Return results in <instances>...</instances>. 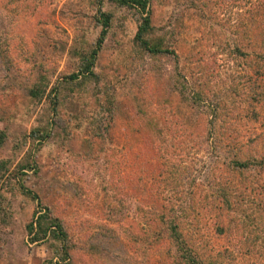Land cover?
Wrapping results in <instances>:
<instances>
[{"label": "rangeland", "instance_id": "1", "mask_svg": "<svg viewBox=\"0 0 264 264\" xmlns=\"http://www.w3.org/2000/svg\"><path fill=\"white\" fill-rule=\"evenodd\" d=\"M207 1L157 0L152 5V25L162 28L156 34L165 37L176 55L173 68L169 56L155 61L133 43L144 12L102 0L99 9L110 12L111 18L95 60L96 87L86 82L68 92L60 86L58 105L47 112L48 103L33 101L26 91L41 76H46L49 86L61 73L76 68L79 52L92 46L99 32L92 18L97 2L0 0V37L7 38V48L0 52V130L5 134L0 160L7 162V172L0 177V200L5 209L0 222V264L56 261V240L28 241L24 226L36 203L20 193L19 182L60 219L67 234L70 264H172L175 245L171 239L162 230L164 237L158 241L153 233H144L148 231L144 218L157 217V213L144 217L139 207L148 205L155 193L157 206L167 209L176 204L169 191L175 184L168 176L175 167L192 168L197 199L201 200L203 189L214 178L221 179L223 185L233 188L237 207L256 216L231 236L216 235L211 217L199 216L198 224L184 225L194 246L214 257L226 248L229 253L224 264H256L244 251L250 247L246 238L264 217V169L251 166L242 174L227 170L226 154L210 149L208 133L188 137L183 132L187 117L197 122L200 113L208 121L213 119V99L199 103L197 110L188 97L185 100L179 95L182 85H186V93L193 88L188 75L191 66L195 62L211 66L207 73L211 90L228 78L241 77L243 71L238 58L226 49L221 51L222 43L229 49L236 45L228 28L236 17L233 0H209L215 22L205 17L202 7ZM258 33L264 42V28ZM175 70L187 81L172 87L169 75ZM165 96L170 105H165L160 116L154 101ZM108 102L110 110L106 109ZM150 115L153 123L165 126L161 136L152 130L147 133L143 127ZM32 128L47 132L40 145L29 135ZM258 129L247 125L243 137L237 139H256L252 131ZM256 144L264 152L260 141ZM25 158L34 163L35 170L24 169L23 175L15 172L14 177L9 172ZM160 170L164 180L152 183L157 188L153 192L150 174ZM183 197L188 200L189 193Z\"/></svg>", "mask_w": 264, "mask_h": 264}, {"label": "trees", "instance_id": "2", "mask_svg": "<svg viewBox=\"0 0 264 264\" xmlns=\"http://www.w3.org/2000/svg\"><path fill=\"white\" fill-rule=\"evenodd\" d=\"M94 1L97 2V9L92 18L95 24L99 25V32L92 46L86 49L84 48L79 52L76 68L61 73L60 78L56 79L49 86L46 76H41L26 91L28 97L33 101L48 103V107L45 109L47 112L54 111L58 105V89L60 86H64L68 92L81 88L86 82L93 83L94 87H96L98 75L94 70L95 60L105 37L111 13L99 9L102 0ZM107 1L116 6L135 7L142 13L144 12V15L140 17L136 26L133 43L139 51L152 58H156L155 61L162 56H169L168 58L173 59V68L176 67V55L174 51L167 47L164 36L156 34V31L162 28H155L152 25L151 7L157 0ZM175 1L178 3L179 0ZM208 3L211 2L208 0L207 4L204 3L202 9L206 12L205 17L209 21L215 22V15L211 12L209 8L210 4ZM233 5L236 9V17L231 22L232 24L228 25V28L230 33L236 38V45L234 48L229 49L227 43H222L223 48H221V51L226 49L227 54L235 56L242 63L241 67L243 71L241 77L234 79L228 78V80L219 82L217 89L211 90L212 87L209 84V78L211 79V77L207 74L211 66L205 63L195 62L191 66V71L188 74L194 82L193 88L186 93V85H182L183 88L179 95L185 100L189 98L197 110L198 104L202 101L207 99L214 100L213 104H211L213 119L208 121L200 113L196 116V119H199L197 122L187 117L185 123L187 126H184L185 130L183 132L184 134L187 133L188 137L193 133L196 135H205V132L208 133L206 137H209L210 149L214 152L218 151L226 154V169H233L239 171V174H242L243 171H247L251 166L261 165V168L264 169V155H262L264 152L260 153L257 150L256 144L257 141H260V145H262L261 149L264 150V42L258 33L259 29L264 28V0H249V2L248 0H233ZM3 48L4 50L7 48L6 37H0V52H2ZM193 72L197 73V75H193ZM169 77L173 80L172 87L176 84L181 85L187 81L176 70ZM98 93L95 94V101ZM158 98H161V96ZM155 101L154 103L158 113L162 116L161 111L165 109V105H170L169 96H165L161 101L160 99ZM108 105L109 107L106 106V109L110 110V102H108ZM153 120V116L150 115L146 122L147 124L145 123L146 125H143V127H145L147 133L152 130L161 136V133L166 132L165 126H158L157 122H152ZM199 123L200 126L198 125ZM247 125L249 127L253 125L259 127L257 132L252 131L256 139L250 136H248V140L244 141L240 138L237 139L238 136L243 137L242 132L246 130ZM29 135H33L32 137L38 140L37 145H40V141L47 136V132L43 129L32 128ZM4 138L5 134L0 130V146ZM257 155L259 156L256 157ZM27 158L23 159V163L20 162L15 165L12 172L9 173H12L15 177L17 175H23L24 169L35 170L34 163ZM6 163V161L0 160V177L3 173L5 174L7 172ZM191 170V167H183L182 170L175 167L168 172L169 179L175 184L169 188V191H172V200L176 204L172 203L173 205L168 206L167 209L162 206H157L155 202H158V200L155 193V198L153 196L154 199L149 200L148 205L145 206L144 204V206L141 205L139 207L143 209L142 214L144 217L147 215L153 216L157 213V217L150 219L149 216L144 218V224L148 227V231L146 232L144 230V233L146 235L150 232L153 233L156 241L161 236L171 239L172 244L175 245L174 258L170 260L172 264H224V258L229 253L226 248L217 252L215 257L210 252V254L205 253L204 255V252H200L194 246V240L186 235L187 230L184 228V225L192 226L195 222L198 224L200 217L203 219L209 215L213 221L214 233L216 235L224 234L231 236L230 233L233 230L237 231L241 227L246 226L256 216H253V211L237 207L236 200L232 198L234 194L232 192L233 188L223 185L221 179L217 182L216 178H214L211 185H207L205 186V190L203 189L204 195L201 197V200L197 199L195 194H193L195 188L193 187L194 178L191 175ZM158 172V174L156 172L155 174H150L151 180H149V183H151L150 189H153V192L157 188L152 183H160L164 180L165 173L161 170ZM184 182H187L185 191L181 189ZM17 187L20 193L36 203L35 210L24 226L28 241L37 243L49 238L56 240L58 246L56 250V261L53 264H70L67 234L63 229L60 219L57 216L51 215L46 206L40 205L37 195L30 189L24 187L21 182L18 183ZM186 192L189 193L188 200L183 197V194ZM207 198H210V202L207 201ZM197 205L199 207H195ZM4 212L5 209L0 200V222L3 221L2 215ZM189 219L191 222H189ZM255 227L259 228H255L257 230L246 238V240H249L247 245L250 247L244 252L251 255L253 262L256 264H264V217H261V222L255 224ZM161 230L165 233L164 236L161 235Z\"/></svg>", "mask_w": 264, "mask_h": 264}]
</instances>
